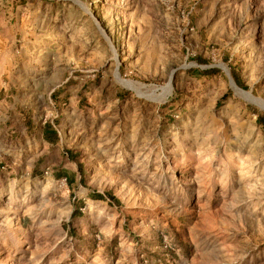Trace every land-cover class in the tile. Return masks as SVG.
Segmentation results:
<instances>
[{
    "label": "rangeland",
    "instance_id": "1",
    "mask_svg": "<svg viewBox=\"0 0 264 264\" xmlns=\"http://www.w3.org/2000/svg\"><path fill=\"white\" fill-rule=\"evenodd\" d=\"M0 264H264V0H0Z\"/></svg>",
    "mask_w": 264,
    "mask_h": 264
},
{
    "label": "trees",
    "instance_id": "2",
    "mask_svg": "<svg viewBox=\"0 0 264 264\" xmlns=\"http://www.w3.org/2000/svg\"><path fill=\"white\" fill-rule=\"evenodd\" d=\"M44 137H45V140L49 143H54L58 139V134L56 133V131L52 129L51 124L49 123L45 127ZM97 199H103L102 195H98Z\"/></svg>",
    "mask_w": 264,
    "mask_h": 264
},
{
    "label": "bare ground",
    "instance_id": "3",
    "mask_svg": "<svg viewBox=\"0 0 264 264\" xmlns=\"http://www.w3.org/2000/svg\"><path fill=\"white\" fill-rule=\"evenodd\" d=\"M117 77H118L119 82H120L123 86H126V87L131 88V89H136V87H135L134 84H132L131 82H128V81L123 80V79L120 77L119 74L117 75Z\"/></svg>",
    "mask_w": 264,
    "mask_h": 264
}]
</instances>
